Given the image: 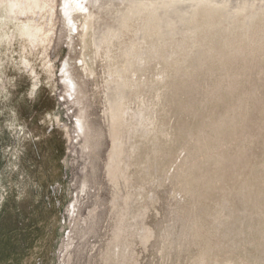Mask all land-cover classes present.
<instances>
[{
  "label": "rangeland",
  "instance_id": "rangeland-1",
  "mask_svg": "<svg viewBox=\"0 0 264 264\" xmlns=\"http://www.w3.org/2000/svg\"><path fill=\"white\" fill-rule=\"evenodd\" d=\"M95 1L0 0V264H264V0Z\"/></svg>",
  "mask_w": 264,
  "mask_h": 264
},
{
  "label": "bare ground",
  "instance_id": "bare-ground-1",
  "mask_svg": "<svg viewBox=\"0 0 264 264\" xmlns=\"http://www.w3.org/2000/svg\"><path fill=\"white\" fill-rule=\"evenodd\" d=\"M72 1H76V0H72ZM81 1V0H80ZM95 1V0H94ZM238 1V0H237ZM65 2H68V1H65ZM96 2V1H95ZM252 2H254V1H252ZM260 2V1H259ZM72 3V2H71ZM78 3H80V2H78ZM242 3V2H241ZM261 3V2H260ZM67 4V3H66ZM70 4V3H69ZM77 4V3H76ZM81 4H82V2H81ZM91 4V3H90ZM262 4V3H261ZM74 5V4H73ZM78 5V4H77ZM85 5V4H84ZM92 5V4H91ZM246 5V4H245ZM95 6H96V3H95ZM95 6H94V8H95ZM66 7V6H65ZM78 7V6H77ZM80 7V6H79ZM82 7V6H81ZM80 7V8H81ZM83 7H85V6H83ZM92 7V6H91ZM248 7V6H247ZM79 8V9H80ZM73 9H75L74 7H73ZM78 9V10H79ZM86 9V8H85ZM92 9V8H91ZM244 9V8H243ZM69 10H71L70 8H69ZM77 10V9H76ZM83 10V9H82ZM96 10V9H95ZM246 10V9H245ZM68 11V10H67ZM90 11V10H89ZM72 12H74V11H72ZM92 12H94V11H92ZM98 12V11H97ZM94 14V13H93ZM93 16V15H92ZM92 16H91V19H92ZM89 17H90V15H89ZM94 17V16H93ZM85 18V17H84ZM97 18H100L99 16L97 17ZM86 19H87V17H86ZM89 22H90V19H89ZM93 23V22H92ZM97 23V22H96ZM95 23V24H96ZM85 24H87V23H85ZM91 24V23H90ZM86 26V25H85ZM95 26V25H94ZM93 27V26H92ZM85 29V28H84ZM85 32V31H84ZM104 32V31H103ZM83 37V36H82ZM96 38V37H95ZM83 39V38H82ZM98 42V41H97ZM96 43V42H95ZM127 67H123L122 68V70H121V72H125V71H127ZM119 77V76H118ZM116 80H118V79H116ZM123 80V79H122ZM120 81V80H119ZM115 82V81H114ZM123 82V81H122ZM121 83V82H120ZM116 84V83H115ZM117 85V84H116ZM110 86V85H109ZM113 86H115L114 84H113ZM116 87V86H115ZM117 87H118V89H117V92L115 93V91L113 92V93H115L116 94V97L115 96H113L114 97V99H113V101H112V103H111V106H110V116H111V121H113V123L112 124H115V126H117V127H119V123H120V119L122 118V115H123V106H122V100L126 97V96H124V94H123V90L122 89H120L122 86H120V85H117ZM114 89V88H113ZM110 90V89H109ZM113 91V90H112ZM109 94H110V92H109ZM111 96H112V94H110ZM109 95V96H110ZM111 98V97H110ZM112 100V99H111ZM118 140V133L117 132H115L114 134H113V145H112V154H111V161H110V164H109V169L111 170V171H113V170H115L116 169V165H117V160H118V158L120 157V152H121V150H120V144L119 143H117L116 141ZM112 142V141H111ZM119 144V145H118ZM119 167V166H118ZM117 170V169H116ZM110 172V171H109ZM110 174V173H109Z\"/></svg>",
  "mask_w": 264,
  "mask_h": 264
}]
</instances>
